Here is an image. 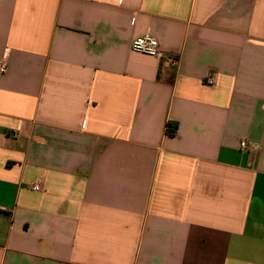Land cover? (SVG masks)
Here are the masks:
<instances>
[{
    "label": "crops",
    "instance_id": "crops-1",
    "mask_svg": "<svg viewBox=\"0 0 264 264\" xmlns=\"http://www.w3.org/2000/svg\"><path fill=\"white\" fill-rule=\"evenodd\" d=\"M0 62V264H264V0H0Z\"/></svg>",
    "mask_w": 264,
    "mask_h": 264
},
{
    "label": "built area",
    "instance_id": "built-area-1",
    "mask_svg": "<svg viewBox=\"0 0 264 264\" xmlns=\"http://www.w3.org/2000/svg\"><path fill=\"white\" fill-rule=\"evenodd\" d=\"M131 49L134 52L146 54V55L156 57V58H159L162 56V53L159 50L157 41L149 35H145L143 37H140V38L133 40L131 43ZM5 70H6L5 63L0 62V73H4ZM206 84L207 85H213L214 84L213 77L207 78ZM248 146L249 145L244 141L240 143L241 149H247ZM34 189H38V187H34Z\"/></svg>",
    "mask_w": 264,
    "mask_h": 264
},
{
    "label": "trees",
    "instance_id": "trees-1",
    "mask_svg": "<svg viewBox=\"0 0 264 264\" xmlns=\"http://www.w3.org/2000/svg\"><path fill=\"white\" fill-rule=\"evenodd\" d=\"M176 126H177L176 124H174V125L168 124L167 129H166L167 133L172 135L176 129Z\"/></svg>",
    "mask_w": 264,
    "mask_h": 264
}]
</instances>
